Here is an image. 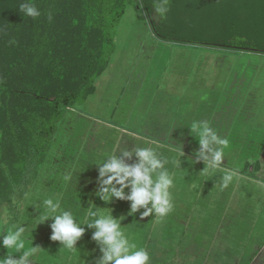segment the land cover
Instances as JSON below:
<instances>
[{"label": "rangeland", "instance_id": "374dc122", "mask_svg": "<svg viewBox=\"0 0 264 264\" xmlns=\"http://www.w3.org/2000/svg\"><path fill=\"white\" fill-rule=\"evenodd\" d=\"M177 1L149 0L154 9V20L161 24L162 30L169 33L179 29L184 30L183 34L202 37L214 34L218 39L225 38L231 26L241 23L242 17L246 20V15L255 22L256 12L261 13L258 9L264 4H253L252 9L240 1H233L235 8L232 16L228 13L229 8L224 10L217 0H184L183 12L178 8L180 5L176 4ZM26 2L0 0V78L7 80L9 86L20 92L15 102L26 99L29 106L33 107L30 102L35 96L51 99L58 89L74 87L80 79L84 60L73 48L64 51L53 49L54 40L67 38L54 27L60 23L52 19L55 16L50 15L52 11L42 0L38 4L44 9L38 8L40 16L34 19L24 15L20 12V5ZM161 8L165 10L161 11ZM222 13L224 18L220 16ZM259 21L264 22V18ZM70 39L72 43L69 44L73 46L75 39ZM114 43L108 66L95 80V93L84 104L69 109V120H64L44 163L31 174L28 185L21 188L22 195L20 192L13 194L12 190L2 194L0 235L12 224L26 227V245L36 249L29 258L33 264H97L102 253L92 239L94 228L84 225L85 233L72 250L62 248L59 241L51 240L50 225L53 221L49 219L40 223V214L44 212L43 200L52 198L59 201L61 210L71 211L80 219L84 218L89 207L112 212L115 218H120L122 228L138 248L148 252L150 264H242L243 255L247 252L245 247L249 228H257L252 232L257 231L261 237L264 236V197L259 191L254 193L252 200L246 199L245 202L243 198L249 194V187L247 183L241 184V180L250 179L252 185L258 184L260 189H264V171H260L261 167L256 162L245 167L239 163L230 170L237 181L232 177L227 185L223 176L218 177L217 184L214 183L215 176H208L206 181L211 182V189L215 188L216 193L221 189L222 192H218L212 203L203 190L205 186L199 185L205 171L201 161L195 163L196 151H192L198 139L192 136L194 133L190 135L192 138L186 135L191 127L189 125L193 123L188 124L184 118L190 110H193L191 115L202 116L203 110L198 111L200 107L194 103L198 91L196 88L192 91L191 83L203 68H214L219 63L226 67L224 63H228L231 57L237 59L250 53H233L200 44L162 42L152 32L142 0L137 1V7H128L117 27ZM204 54H207V63L203 62ZM262 65L257 67L260 72L253 79L250 90L248 88L251 85L243 90L244 94L242 90L231 94L232 97L247 98L243 101L246 104L239 102L232 106L235 116L241 115L244 119L243 116L247 115L246 121L253 119L254 115L257 117V114L260 119L264 114L260 111L264 108V74L261 73L264 61ZM257 68H253L254 71ZM245 76L238 75V81H248ZM226 90L228 92L229 89ZM14 101L10 104L12 113L17 108L19 110L14 121L23 127L25 117L22 105H15ZM3 104L0 93L1 136L4 130L1 127ZM229 108L228 105H222L220 113ZM250 129V125L248 128L237 126L241 139L250 135ZM24 130L21 129L22 138L27 133ZM6 135L9 136L8 130ZM135 146L154 149L162 160L167 161L165 167L173 175L174 184L170 189L172 207L163 217L153 214L141 219L140 212L144 209L129 215L130 201L113 198L111 202H105L97 194L100 187L97 163H102L108 154L117 152L120 155L119 151H131ZM235 156H239V151H227L221 165L226 166L229 158L234 160ZM126 162L134 164L137 159L133 156ZM15 180L20 183V179ZM130 191L127 189L126 193L130 194ZM208 208L217 210L214 212L217 214L215 217L213 213L209 215V211L211 221L217 222L220 218L225 224L218 229L220 234H215L213 242L214 246L220 248L214 249L212 246L211 251H205V258H196L198 252L191 245H198L204 231L200 233L196 224ZM218 212H221L220 217ZM255 213L261 220L259 225H251L250 221L248 226L245 225L244 221L250 219V216L245 215ZM238 214L242 215L244 223L239 221L241 217ZM186 219L190 224L187 227ZM237 225L238 232L235 234L233 226ZM227 226L232 228V232ZM230 238L231 241L225 242ZM213 243L210 240L208 245ZM7 252L8 249L0 240V256H6ZM10 254L19 258L22 253L10 250Z\"/></svg>", "mask_w": 264, "mask_h": 264}, {"label": "trees", "instance_id": "16d2710c", "mask_svg": "<svg viewBox=\"0 0 264 264\" xmlns=\"http://www.w3.org/2000/svg\"><path fill=\"white\" fill-rule=\"evenodd\" d=\"M137 1L42 0V3L52 11L50 15L55 16L52 19L60 23L59 26L54 27L68 38L62 41L54 40L53 49L64 51L73 48L82 56L84 64L80 79L74 87L58 89L51 99H47L46 96H35L32 100L34 103L30 102L33 107L29 106V101L26 99L15 102L20 92L9 86L7 80L0 78V93L4 101L1 124L4 130L2 136L0 135V198L10 190L13 194L20 192L22 195L21 188L28 185L31 174L44 163L46 154L64 120H69V109L84 104L88 97L95 93V80L108 66L109 53L115 44L117 27L128 7H137ZM233 1H240L252 9H254L253 4L264 3V0H217V3L224 7V10L229 8L228 13L233 16V8H235ZM27 2L37 7L41 0H27ZM142 3L153 34L162 42L200 44L211 49L221 48L233 53L264 56V22L259 21L264 18V4L258 9L261 13L256 12L255 22L246 15V20L242 17L243 21L238 25H232L225 38L218 39L214 34L206 35L207 37L186 35L183 34L184 30L179 31V29H176V32L167 30L169 32L167 33L161 29V24L155 22L154 9L150 6L149 0H142ZM176 4L180 5L178 8L183 12L184 0H178ZM37 8L43 9L40 6ZM223 13L220 15L222 18L225 17L222 16ZM70 38L75 39L73 46ZM13 101L15 105H22V114L25 117L23 127L18 126L14 121L19 110L14 109L15 113H12L10 104ZM22 128L26 129L24 133L27 132L24 138L20 135ZM15 179H20V183H16Z\"/></svg>", "mask_w": 264, "mask_h": 264}, {"label": "clouds", "instance_id": "9594fccd", "mask_svg": "<svg viewBox=\"0 0 264 264\" xmlns=\"http://www.w3.org/2000/svg\"><path fill=\"white\" fill-rule=\"evenodd\" d=\"M161 11L165 9L161 8ZM20 12L32 18L40 16L39 9L33 3H22ZM51 19V16L49 17ZM191 132L198 139L200 148L195 153L196 160L203 161L206 167L216 170L224 160V148L228 146L226 139H221L208 123H194ZM120 155L108 154L99 166L98 195L105 202L113 198L131 202L129 215L140 212L141 219L155 214L158 217L167 215L172 207L171 192L174 180L172 173L165 167L167 161L162 160L152 148L134 147L131 151L123 149ZM136 157L137 162L129 164L126 161ZM191 159V158H190ZM176 163L175 160L172 161ZM234 173L224 176L227 183ZM130 189V194L126 190ZM44 212L40 223L52 219L51 240L59 241L62 248L72 250L85 233L87 228H94L92 239L97 243L102 253L97 264H150L148 252L138 248L121 226L120 218L113 213L102 211L101 208H88L83 219L75 216L71 211L61 210L60 203L52 198L43 200ZM39 223V224H40ZM26 227L12 224L6 227L0 240L8 249L6 256H0V264H31L30 257L36 249L26 245ZM22 253L19 258L10 254ZM23 250V251H22Z\"/></svg>", "mask_w": 264, "mask_h": 264}, {"label": "crops", "instance_id": "0c3cea01", "mask_svg": "<svg viewBox=\"0 0 264 264\" xmlns=\"http://www.w3.org/2000/svg\"><path fill=\"white\" fill-rule=\"evenodd\" d=\"M206 56L207 54H204V56H202L204 58L203 59L204 63H207L205 61ZM231 58L232 59L229 60L228 63H226L227 61L224 63L226 67H222L220 63L215 64L216 66L214 68H203V71L195 76L196 80L194 79L192 81L191 89L193 91L194 90L193 88H196V90L198 91L197 96L194 97V101H195L194 103H198L197 104L198 108L200 107L198 111L203 110L202 116L200 114L196 115L194 113L191 115V112L193 110H190L189 114L187 115L185 114V118H184L185 122H187L188 124L206 122L217 133V135L221 139H226L229 143H228V146L224 148V154H226L227 151L229 152H232V151L235 152L236 150L239 151V156H235L234 160H231V157H230L228 160V163L225 164L226 166L220 165V167L216 170L209 169L207 172H205L202 175L203 177L206 178L205 180L202 179L203 177L201 178L199 177L200 178L199 185L205 186L203 187V190L205 189V191L207 192L208 198L212 201V203L215 202V199L217 198V194L222 193V192H221V189H220V192L218 191L219 193L215 192L216 191L215 188L211 189L210 187L211 182L206 181L208 179V176L209 178L211 177V175L215 176L214 183L217 184L218 177L223 176L224 178V176L230 173V170L235 169L237 167L236 165L239 163L242 164L243 167H245L247 164H252L256 162L258 163L259 167H261L260 171L261 172L264 171V162H263L264 160V114L262 115L260 119H258L259 114H257L258 115L257 117L256 115H254L253 119L248 120V121L245 120L247 118L246 117L247 115L243 116L244 119L241 118V115L235 116L232 110L235 108H232V106L238 105L239 102L246 104V102L244 103L243 101H245V99L247 100V98L245 96H244L245 98L231 96V94L236 93V91L238 90H242L244 94L243 90L247 89L249 85L251 86L248 88V90H250L253 87V84H252L253 79H255V77H257L258 73L260 72V70H258L259 68L257 67H259L260 65L263 66L262 65V62L264 61L262 59L263 55H260V57L258 58L252 54H247L237 59H235L234 57H231ZM223 68H225L224 71H222ZM253 68H257V70L254 71ZM261 73L264 74V68L261 69ZM238 75H244V76L246 75L245 77H248V81H245V82L238 81V78H239ZM226 89H229L228 92ZM224 104L230 107L228 109L229 111L227 110L223 113H220L221 107ZM210 109H212V111ZM205 110H208V111L205 112ZM260 111L264 113V108L260 109ZM249 125L251 127V129L249 130L251 132L250 135L248 134L246 135V137L241 139V135H239L240 133H238L237 131V126L238 128L242 126L243 128H248ZM189 126H192V125H189ZM190 128L191 127L188 128L186 135L192 138V136H194L195 134L192 135ZM247 138H256V139H247ZM193 141L194 140H192L191 142ZM193 147L197 149L194 148L192 151L197 152L200 148L199 142L197 141V145L196 146L193 145ZM201 162L203 163L204 168H205L206 165L204 164L203 161ZM234 179L237 181V177H235V175H233V180ZM249 180L250 179H248L247 181L241 180V184H245V185L248 184V187H249V191H248L249 194L245 198H243L244 201L246 202V199L252 200L254 193L259 192V191H262L261 195H263L264 197V189H260L258 184L257 186L252 185V182H250ZM225 184L227 185L228 183H225ZM213 193L215 194L212 195ZM239 196H241V194H239ZM220 197L218 198L220 199ZM243 199L241 201H243ZM262 200L263 199H261V201ZM212 206L214 205L212 204ZM240 206H244V205H240ZM209 208L205 210L204 215L201 217V219L198 220L200 222L197 221V224H196L198 226L197 230L200 233L202 230H204L203 233H201V236L199 239L201 241L198 242V245H191L193 246L192 248H196V251L198 252L197 254H195L196 258H199V257L205 258V251L206 250L211 251L212 246L214 249L220 248L216 245L214 246L213 242L215 240L214 238L216 237L215 234L219 232L218 229L225 224L220 218L218 219L217 222L215 220L211 221L209 219L210 218L209 215H212L213 213L214 217L217 216V214L214 213L217 210L216 209L212 210ZM209 211L211 214L208 215ZM239 211H243V210L239 209ZM220 213L221 212H218V217H220L221 215ZM237 213H240V212H237ZM238 215L240 216V214ZM226 216H228V214ZM245 216H250L249 220L244 221L246 222L245 225L247 226H248L247 224L248 221H250L251 225L257 224L255 226H258L261 221L256 213L255 215L246 214ZM224 220L227 221V219H224ZM229 221L232 223L231 219H229ZM239 221L244 223L242 220V217ZM185 224H186L185 227L190 225L188 219H186ZM238 225L237 227L233 226V229H235V234L236 232H238ZM251 227L249 228V230L246 229L248 230L247 235H246L247 245L245 247V250H247V252L245 251L246 254L243 255V258L241 260L242 264L248 260H251L250 262H252V264H264V236L261 237L260 235L261 233L257 231L252 232L253 230H257V228L253 229ZM227 228L230 230V232H232L231 227L227 226ZM218 234H220V232ZM235 234H234V237H235ZM210 240L212 241L213 245H208V242ZM229 241H231V238L225 242H229ZM256 251H258L260 254ZM247 263L248 262H246V264Z\"/></svg>", "mask_w": 264, "mask_h": 264}]
</instances>
